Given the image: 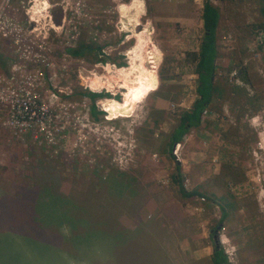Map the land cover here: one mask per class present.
<instances>
[{
	"label": "rangeland",
	"instance_id": "374dc122",
	"mask_svg": "<svg viewBox=\"0 0 264 264\" xmlns=\"http://www.w3.org/2000/svg\"><path fill=\"white\" fill-rule=\"evenodd\" d=\"M209 1L220 12L215 79L234 90L224 94L227 107L214 99L180 141L183 185L205 195L183 198L169 143L196 97L185 53L202 40L204 0H0V79L12 74L10 89L29 79L53 121L76 111L68 132L48 142L49 128L15 134L0 103V264H212L213 231L230 264H264L261 3ZM81 40L101 54H68ZM85 91L102 99L93 121ZM224 149L236 166H219ZM223 193L229 206L219 225ZM103 207L116 214L115 228L102 225Z\"/></svg>",
	"mask_w": 264,
	"mask_h": 264
},
{
	"label": "trees",
	"instance_id": "16d2710c",
	"mask_svg": "<svg viewBox=\"0 0 264 264\" xmlns=\"http://www.w3.org/2000/svg\"><path fill=\"white\" fill-rule=\"evenodd\" d=\"M261 6L259 9L260 14L264 18V0H260ZM220 18L219 8L214 5L209 0H204L201 19H202V27H203V37L199 45L198 54L195 56L196 65H195V74L197 76V84H196V95L197 98L193 101L191 108L189 111H185L181 113L179 118L177 119L176 125L171 132V138L169 143L170 154L174 159V173L173 180L178 185V192L183 198H190L192 196H200L205 197L204 193L199 192L198 190H187L182 181V170L180 166V162L175 160V157L172 154V149L175 143L180 142L181 139L191 128H198L203 124V111L213 102L215 98L222 97L224 98V94L226 92V88L222 83H217L215 79L216 72V63L215 60L217 58V44H216V30L218 26ZM73 57H83V56H97L101 54V47H96L91 42H85L84 40L79 41L75 47L70 48L68 51ZM86 95L89 98L94 100L98 94L90 93L85 91ZM95 101V100H94ZM93 101V102H94ZM100 110L97 109L95 104L90 108V114L92 119L98 118V113ZM27 192H32L29 189H25ZM222 202L221 209V218L219 220V225L222 224V221L226 217V208L229 206V200L227 196L224 194L223 196H216ZM26 198V197H25ZM108 209V211H107ZM110 208L103 207L102 214L99 213L100 218H102V225L106 224L113 225L115 228L116 225V217L110 212ZM101 219H99L96 224L97 227L101 226ZM112 220L113 222H109ZM95 225V226H96ZM216 229V228H215ZM214 233V231H213ZM212 233L211 236V246L212 253L210 256V260L212 264H230L227 255L222 247V244L218 241V234ZM123 245V244H120ZM119 245V248L122 249ZM125 245V244H124ZM144 245V244H143ZM125 247V246H124ZM142 248V246H141ZM140 248V249H141ZM126 251H129L126 247L124 248ZM139 249V248H138ZM133 253V251L131 252ZM140 252L136 254L139 255ZM132 257H137L134 254H131ZM140 256V255H139ZM138 260V259H137Z\"/></svg>",
	"mask_w": 264,
	"mask_h": 264
},
{
	"label": "built area",
	"instance_id": "2783aa9c",
	"mask_svg": "<svg viewBox=\"0 0 264 264\" xmlns=\"http://www.w3.org/2000/svg\"><path fill=\"white\" fill-rule=\"evenodd\" d=\"M237 71H232L231 78H236ZM13 79L11 74L10 77H6L5 80L0 79V85H6L5 93H0V103L9 107L10 114L7 115L5 124L9 125L14 133L17 134L19 131H24L31 129L33 127L44 130L49 128L48 132V142L55 139V134L60 132H68V125L74 120V115L76 111H68L61 115L59 121H53L47 113V110L41 109L36 105V99L34 93L31 89V82L29 79H20V85L17 88L10 89L8 83ZM1 87V86H0ZM2 88V87H1ZM54 95L60 96V91L52 90ZM102 99H97L95 105L98 107ZM100 107V106H99ZM101 110L106 112L105 107ZM206 112L204 109L203 113ZM65 116V117H64ZM89 118L91 117L88 112ZM87 119V117H86ZM91 119V118H90ZM93 121V119H91ZM75 145H77L75 143ZM181 142L174 144L172 149V154L175 160H178V150L181 146Z\"/></svg>",
	"mask_w": 264,
	"mask_h": 264
},
{
	"label": "crops",
	"instance_id": "0c3cea01",
	"mask_svg": "<svg viewBox=\"0 0 264 264\" xmlns=\"http://www.w3.org/2000/svg\"><path fill=\"white\" fill-rule=\"evenodd\" d=\"M202 20V19H201ZM201 42V41H200ZM199 45H200V43H199ZM148 49L149 48H147V51H148ZM198 49H199V46H198ZM149 54H151V56L153 57V60H156L157 59V56L155 55V54H153V52L149 49ZM198 54V50L197 51H195V50H192V51H187L186 53H185V55H186V58L189 60V61H191L193 64H194V71H195V65H196V60H195V56ZM142 55H145L144 53H142ZM147 55V54H146ZM145 55V56H146ZM156 56V57H155ZM147 60H150V59H147ZM217 60H218V56H217V58H216V60H215V63H216V68H217ZM194 73V75H195V77H196V79H195V82L194 83H196L197 84V76H196V74H195V72H193ZM138 77V76H137ZM136 77V78H137ZM139 79V78H138ZM221 82V81H220ZM223 82V81H222ZM221 82V83H222ZM196 84H195V90H194V92H195V94H196ZM224 86H225V88H226V93H225V95H232L233 94V88H232V86H229V85H227L225 82H223L222 83ZM126 87H128V86H126ZM197 98V95H196V97H195V99ZM194 99V100H195ZM225 99V97L223 98V101H220V99H219V97L218 98H215V100H216V102L215 103H217V102H219V103H224V106H226V100H224ZM193 100V101H194ZM193 101H192V103H193ZM192 105V104H191ZM227 107V106H226ZM158 108V109H157ZM156 108V110H162L163 108H161V106L159 105V107H157ZM190 108H191V106L189 107V110H190ZM188 110V111H189ZM161 112V111H160ZM177 121V120H176ZM175 125H176V123H175ZM175 125L173 126V127H171V129L173 130L174 129V127H175ZM215 126V124H213V127ZM171 130V131H172ZM171 135V134H170ZM182 140V139H181ZM216 141H217V143H218V139H216ZM227 141L228 140H226L225 138H223V136H221V142H223V144H225V147H227L228 148V146L230 145L229 143H227ZM160 143V142H159ZM164 142L162 141L161 142V144H163ZM204 146H206L207 144H203ZM228 145V146H227ZM162 146V145H161ZM160 146V147H161ZM185 146V145H184ZM158 151H160V153H164L165 151H164V149L162 148V150H161V148H159V150ZM224 151V155H222L221 154V161H220V167H225V168H228L229 169V167L230 166H232V167H234V166H236V161H235V157L234 156H231L230 154H229V151L227 150V149H224L223 150ZM190 156H191V159H190V161H189V165L191 166V168L193 169L194 167H196L197 166V164H198V160L195 158V157H192V155L190 154ZM207 158H208V160H211V162H213L212 161V155L208 152V155H207ZM215 157H213V159H214ZM204 160V159H203ZM208 160H205V163H210V161H208ZM215 160V159H214ZM222 162V163H221ZM203 163H204V161H203ZM226 165V166H225ZM239 168H241V167H239ZM217 172H215V174H216ZM182 174H183V176L184 175H186V174H188V171H187V173H186V171L184 172L183 170H182ZM218 174V173H217ZM243 176H244V174H243ZM202 178V177H201ZM200 180L198 181H196V183H199L200 184ZM202 184V183H201ZM193 190V189H192ZM224 194V193H223ZM212 253V252H211Z\"/></svg>",
	"mask_w": 264,
	"mask_h": 264
},
{
	"label": "water",
	"instance_id": "95a60500",
	"mask_svg": "<svg viewBox=\"0 0 264 264\" xmlns=\"http://www.w3.org/2000/svg\"><path fill=\"white\" fill-rule=\"evenodd\" d=\"M61 7L60 6H55L52 8V15H53V21L55 25H59L60 22V17H61ZM220 226H218L217 229H219Z\"/></svg>",
	"mask_w": 264,
	"mask_h": 264
},
{
	"label": "bare ground",
	"instance_id": "6f19581e",
	"mask_svg": "<svg viewBox=\"0 0 264 264\" xmlns=\"http://www.w3.org/2000/svg\"><path fill=\"white\" fill-rule=\"evenodd\" d=\"M146 57V56H145ZM146 59H150V60H153V57L151 56V54H148V56L146 57ZM123 81V80H122ZM123 84V83H122ZM123 87V86H122ZM125 88V86H124ZM99 129V128H98Z\"/></svg>",
	"mask_w": 264,
	"mask_h": 264
}]
</instances>
